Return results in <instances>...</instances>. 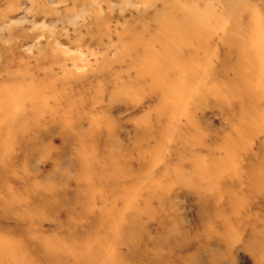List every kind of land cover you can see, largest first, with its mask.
I'll return each mask as SVG.
<instances>
[{
  "label": "rangeland",
  "instance_id": "rangeland-1",
  "mask_svg": "<svg viewBox=\"0 0 264 264\" xmlns=\"http://www.w3.org/2000/svg\"><path fill=\"white\" fill-rule=\"evenodd\" d=\"M0 106V264H264V0H0Z\"/></svg>",
  "mask_w": 264,
  "mask_h": 264
},
{
  "label": "bare ground",
  "instance_id": "bare-ground-1",
  "mask_svg": "<svg viewBox=\"0 0 264 264\" xmlns=\"http://www.w3.org/2000/svg\"><path fill=\"white\" fill-rule=\"evenodd\" d=\"M90 9V8H89ZM85 18H87L85 16ZM90 18V17H89ZM88 19V18H87ZM172 21V20H171ZM174 22H172L173 24ZM177 23V22H176ZM175 23V24H176ZM169 25V24H168ZM191 25V24H190ZM236 26V25H235ZM174 28V27H173ZM156 29V28H155ZM177 29H180V28H177ZM176 28L171 30V29H167V34L165 36V38L167 37V39H165L164 41H158L156 39V37H150V39H145L143 41V43H138L137 40L133 39L134 41V50H135V53H134V57H135V61L134 63H130V65L128 66V69L129 70H135V71H141V72H144L145 73V77L146 78H154L156 76H159V75H162V76H169V75H172L174 74V70L171 69V67L173 68V66H178L179 68L182 66V64L177 60V63L173 60L171 65H169V56L170 54H175L178 52V50H176V47L177 45H184L186 44V37H184L182 34H180V32H178ZM159 30V29H157ZM155 31L157 33V35L159 36V33H163L162 29H160L159 31ZM180 31V30H179ZM92 30H89L88 33L91 34ZM57 34V33H56ZM133 35H136V34H133ZM246 36V35H245ZM55 37V36H54ZM59 37V36H58ZM240 38V37H239ZM245 39V38H244ZM58 41V40H57ZM57 43V42H56ZM157 43L159 44V48L156 49L155 48V45H157ZM14 46V45H12ZM191 46V45H189ZM255 46V45H254ZM15 48V47H14ZM258 48V47H257ZM170 51L168 54H166L165 52L166 51ZM190 51V49H189ZM244 53V52H243ZM183 54V53H182ZM249 54V53H248ZM254 54V53H253ZM255 55V54H254ZM180 56V55H179ZM183 57V56H182ZM40 58V57H39ZM133 60V59H132ZM55 61L52 60L51 61V64H55L54 63ZM181 71V70H179ZM123 72V71H122ZM176 72V71H175ZM53 72L52 71H49V75H52ZM122 76H127L129 75L128 71L126 72H123L121 73ZM143 77V78H145ZM141 78V77H140ZM186 78V77H185ZM188 79V78H187ZM136 80H140L139 78L136 79ZM189 80V79H188ZM193 81V80H192ZM144 83V82H143ZM33 84V83H32ZM132 85V84H131ZM150 88V86H149ZM124 90H128L129 92L132 91L131 88L129 87H125ZM5 91V90H4ZM11 91H17V95H14V96H17V98H13V95H9L7 99L9 100H18V101H24V99L28 96H26V93L24 94L23 93V89L21 87V85H19V83H14L11 85V87L5 92V97H7V94L8 92H11ZM127 91V93H129ZM133 92V91H132ZM126 93V95H127ZM241 94V93H240ZM39 95V94H38ZM37 95V96H38ZM20 96V97H19ZM34 95H31L30 99L31 100V105H30V110H33L32 112L37 114L36 112H39V115L40 117L44 118L45 116H48L49 117V120L48 122L49 123H52V122H55L56 123V117L53 116L51 117V113H52V107L50 106H47L45 107V109L43 108H40V104L38 105L39 107V110H37V107L34 105L36 102H37V98H33ZM37 96H34V97H37ZM168 96V95H167ZM27 99V98H26ZM25 99V100H26ZM8 100V101H9ZM7 101V100H6ZM4 103V102H3ZM54 104L56 105V103L54 102ZM67 107H66V112L67 110L68 111H72L73 113H76L77 111V107L73 104H70V103H67L66 104ZM1 107V106H0ZM28 110V109H27ZM30 110L28 113H30ZM42 111V112H41ZM59 112V111H58ZM72 118H70V120H66L65 118V113L64 114H59L58 115V119H60V122L63 126H65L63 123L64 122H70V123H75V120L72 121ZM97 123H102V121H96ZM169 124V123H168ZM67 126V125H66ZM239 144V143H238ZM242 147V146H241ZM231 164V163H230ZM114 165V164H113ZM116 165V164H115ZM247 172L245 174L249 175V176H258V178L254 179L253 181H249L247 183V189H252L256 186H259V185H262L264 182V177H263V173H264V167H256L254 165H248L247 166ZM226 169V168H225ZM228 170V169H227ZM227 172V171H226ZM126 175V174H125ZM264 185V184H263ZM262 185V186H263ZM13 256V255H12Z\"/></svg>",
  "mask_w": 264,
  "mask_h": 264
}]
</instances>
